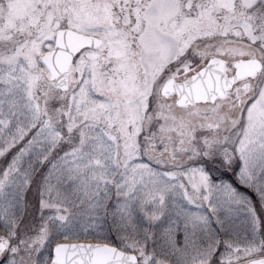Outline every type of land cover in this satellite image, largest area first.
<instances>
[{"label": "snow or ice", "instance_id": "6c2138e0", "mask_svg": "<svg viewBox=\"0 0 264 264\" xmlns=\"http://www.w3.org/2000/svg\"><path fill=\"white\" fill-rule=\"evenodd\" d=\"M0 264H264V0H0Z\"/></svg>", "mask_w": 264, "mask_h": 264}]
</instances>
